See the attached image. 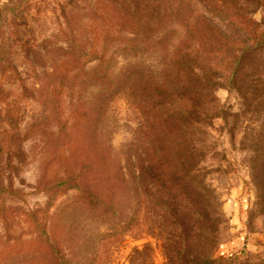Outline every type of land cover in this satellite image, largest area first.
<instances>
[{
	"label": "rangeland",
	"instance_id": "obj_1",
	"mask_svg": "<svg viewBox=\"0 0 264 264\" xmlns=\"http://www.w3.org/2000/svg\"><path fill=\"white\" fill-rule=\"evenodd\" d=\"M15 1L0 0V15L13 22L18 40L4 49L5 62L0 64V264H64L66 259L70 264H169L165 246L170 242L161 219L155 208L138 203L141 187L132 175L127 196L118 207L124 217L114 221H125L130 231L109 243L98 240L107 226L77 204L74 189L68 190L73 183L66 173L67 127L82 99L91 98L96 88L82 93L72 79L65 83L57 75L55 87L48 89L47 80H51V54L71 43L75 33V26L68 29L62 14L71 9L79 14L84 4L81 0ZM197 9L234 36L202 6ZM260 16L258 11L253 17L259 20ZM111 36L101 48L111 59L113 72L132 71L144 82L139 87L146 88L162 59L131 49L125 33ZM234 40L230 46L239 54L242 46L236 45L238 38ZM220 60L214 73L217 85L205 96L206 124L200 132L190 129L196 134L193 141L201 159L194 182L203 207L217 225L216 245L210 252L208 243L196 246L192 236L189 243L192 240L199 260L211 254L214 259L233 255L232 261L220 264H264V96L246 109L230 89L228 68ZM254 63L264 64V54ZM96 65L92 62L86 69ZM141 123L126 93L117 94L101 116L98 129L123 164L128 155L139 152L140 138L144 139ZM184 173L189 183L192 174ZM184 205L189 219V205Z\"/></svg>",
	"mask_w": 264,
	"mask_h": 264
},
{
	"label": "trees",
	"instance_id": "obj_2",
	"mask_svg": "<svg viewBox=\"0 0 264 264\" xmlns=\"http://www.w3.org/2000/svg\"><path fill=\"white\" fill-rule=\"evenodd\" d=\"M81 3V13L71 9L68 15L62 14L68 29L75 26V33L71 43L51 54V80H47L48 89L55 87L57 75L65 83L72 79L82 93L96 88L93 95L88 93L91 98L82 99L67 127L66 173L69 183H73L68 184V190L74 189L77 204L107 226L98 240L109 243L130 231L125 221L114 224L124 217V210L118 207L127 196L130 174L141 187L140 193L137 191L138 203L155 208L161 219V229L170 242L165 246L169 264L232 261L233 255L214 259L212 254L199 260L193 254L192 240L189 243L192 236L193 243L198 242L196 246L208 243L212 252L217 237V225L203 207L201 192L194 182L201 159L193 141L196 134L190 129L199 131L206 124L209 104L205 96L217 85L214 73L220 59L228 68L230 89L237 92L246 109L264 96V64L254 63L264 54V0ZM198 6L218 18L234 36L200 13ZM258 11L261 16L256 20L253 16ZM6 19L1 13L0 64L5 62L4 49L18 43L13 22ZM120 33L129 35L126 40L131 49L162 59L146 88L139 87L144 82L132 71L113 72L108 64L111 59L105 58L106 50L101 44L110 34L115 39ZM235 38L239 40L236 45L242 46L239 54L230 46ZM92 62L97 65L88 71L86 66ZM45 84L40 83L39 89ZM119 93L130 96L142 119L139 132L144 134V139L140 135L139 152L128 155L126 164L113 154L98 129L105 108ZM184 171L192 174L189 183ZM185 203L190 208L189 219L184 214ZM63 263L70 264L67 259Z\"/></svg>",
	"mask_w": 264,
	"mask_h": 264
}]
</instances>
